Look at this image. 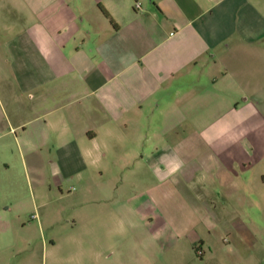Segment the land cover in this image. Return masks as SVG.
Listing matches in <instances>:
<instances>
[{
    "label": "crops",
    "instance_id": "crops-1",
    "mask_svg": "<svg viewBox=\"0 0 264 264\" xmlns=\"http://www.w3.org/2000/svg\"><path fill=\"white\" fill-rule=\"evenodd\" d=\"M15 4L26 22L0 136L23 167L50 155L62 182L119 155L179 183L209 215L222 199L261 203L264 0ZM19 178L0 179L5 211L23 197Z\"/></svg>",
    "mask_w": 264,
    "mask_h": 264
},
{
    "label": "rangeland",
    "instance_id": "rangeland-1",
    "mask_svg": "<svg viewBox=\"0 0 264 264\" xmlns=\"http://www.w3.org/2000/svg\"><path fill=\"white\" fill-rule=\"evenodd\" d=\"M16 1L0 0L3 102L15 66L13 39L26 22ZM5 105L8 113L0 100V132L12 120ZM12 139L0 136V179L19 175L24 187L11 210L0 201V264H264V197L244 205L222 199L217 216L209 215L179 183L141 163L125 165L119 155L61 182L50 155H27L23 167Z\"/></svg>",
    "mask_w": 264,
    "mask_h": 264
}]
</instances>
